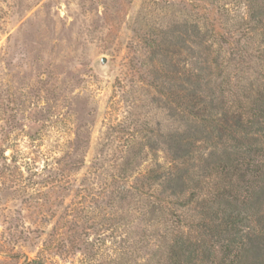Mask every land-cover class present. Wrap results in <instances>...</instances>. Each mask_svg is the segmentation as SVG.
Returning a JSON list of instances; mask_svg holds the SVG:
<instances>
[{"label": "rangeland", "instance_id": "1", "mask_svg": "<svg viewBox=\"0 0 264 264\" xmlns=\"http://www.w3.org/2000/svg\"><path fill=\"white\" fill-rule=\"evenodd\" d=\"M263 49L264 0H0V264H211L216 167L264 153Z\"/></svg>", "mask_w": 264, "mask_h": 264}, {"label": "trees", "instance_id": "2", "mask_svg": "<svg viewBox=\"0 0 264 264\" xmlns=\"http://www.w3.org/2000/svg\"><path fill=\"white\" fill-rule=\"evenodd\" d=\"M200 88V82L197 79L194 82L195 93H197ZM250 109L252 113L258 116L256 119L257 121L255 123L253 122V126L254 124L257 126L259 124V129L257 130L264 136V90L260 96H257L254 103L251 104ZM260 118L262 120H259ZM241 126L245 129V126L249 127L250 125L246 123ZM203 131L204 128L202 129L198 126L195 128V132ZM177 144V156L180 159L181 156L188 151L186 147L190 146L191 143L185 144L183 140H178ZM245 151L247 154H244L242 158H240V156L236 158L225 156L228 162L224 161L221 163L222 166L217 165L216 170L218 174L222 175V179L229 184L231 190L228 191L225 189L224 185L220 192L214 193L213 197L207 198L202 206L208 214H211V219L214 221L213 224H215L213 227L208 226L206 228L211 230L212 233L213 231H222V235L225 234L226 238L220 241L227 240L226 243L221 246L220 250H209L206 256L211 264H264V234H257L255 236L248 235L246 237L239 236L241 231L240 226L244 222V214L247 213L251 206L248 200H240L241 194L238 193V191L245 189L247 186L246 183L249 182L250 187L254 189L253 196L257 199V203L262 205L264 202V169H262V171L257 169L261 165L264 167V153H262L260 159L259 157L253 156L250 150ZM236 153L239 152L237 151ZM233 160L240 161V165H244L247 170L245 172H239L237 169L238 165H236V168L234 167L236 171L231 170ZM249 174L255 177L252 182L247 177ZM175 180V183H167L166 185L165 189L169 190L170 195L184 192L185 185L182 183L183 181L181 182L179 178L178 181L177 179ZM216 220H218V222ZM211 232L209 231L206 235L212 234ZM192 248L193 253L186 251L189 250V247L180 243L179 246L173 247V253L170 256L171 264H185L182 259L179 258V255L182 257V255L187 252V254L193 257L196 252L194 244H192ZM190 255L188 258L191 257ZM186 261L190 263L191 258Z\"/></svg>", "mask_w": 264, "mask_h": 264}, {"label": "water", "instance_id": "3", "mask_svg": "<svg viewBox=\"0 0 264 264\" xmlns=\"http://www.w3.org/2000/svg\"><path fill=\"white\" fill-rule=\"evenodd\" d=\"M104 61L106 62V59H104Z\"/></svg>", "mask_w": 264, "mask_h": 264}]
</instances>
